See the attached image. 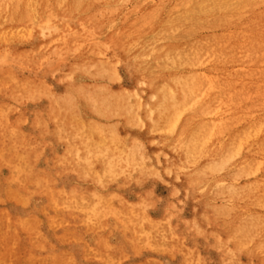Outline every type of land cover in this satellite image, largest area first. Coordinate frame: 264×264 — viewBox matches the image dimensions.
<instances>
[{
    "label": "rangeland",
    "instance_id": "rangeland-1",
    "mask_svg": "<svg viewBox=\"0 0 264 264\" xmlns=\"http://www.w3.org/2000/svg\"><path fill=\"white\" fill-rule=\"evenodd\" d=\"M147 7L131 0L118 17L139 16ZM17 22L0 35V264H264V225L243 224L245 213L263 216L264 210L235 199L225 166L192 183L175 181L165 171L178 160L171 148L193 138L200 121L195 110L176 132L164 134L155 131L149 115L153 104L145 99L80 100L75 117L64 114L59 106L70 88L63 70H39L56 105L45 95L24 91L25 83L35 81L36 70L25 56H33L37 41L34 32L13 34ZM222 24L209 33L230 35L239 43L263 36L264 2ZM197 35L190 32L186 41L193 43ZM118 69L119 81L98 83L110 91L131 89V77L123 66ZM76 81L96 83L83 75ZM217 120L228 121L224 114ZM230 137L228 128L218 129L213 153L226 159ZM121 149H139L144 171L154 174L128 167L109 183L95 184L73 171L75 157L100 169ZM35 150V163L43 178L51 177L53 192L42 185L36 194L7 179V164L27 161V153ZM36 222L39 246H30L29 235L19 228Z\"/></svg>",
    "mask_w": 264,
    "mask_h": 264
},
{
    "label": "bare ground",
    "instance_id": "bare-ground-1",
    "mask_svg": "<svg viewBox=\"0 0 264 264\" xmlns=\"http://www.w3.org/2000/svg\"><path fill=\"white\" fill-rule=\"evenodd\" d=\"M130 1L0 0L1 38L9 34L5 26L17 19L13 34L34 32L37 41L33 56H25L36 70L35 81L25 83L24 91L45 95L56 105L39 70L60 69L70 88L59 106L64 114L75 117V104L82 101L145 99L153 104L149 115L155 131L163 134L176 132L187 113L195 110L200 121H195L193 138L171 148L178 160L165 171L175 181L192 183L206 171L225 166L235 199L264 210V35L239 43L230 35L209 33L228 19L252 12L264 0H134L147 3V9L139 16L119 18L118 12ZM194 31L196 40L187 42L186 36ZM119 66L131 77V89L110 91L98 83L119 81ZM81 75L96 83L78 84L76 77ZM221 114L227 116L226 124L218 122ZM222 127L231 132L226 159L213 153L214 135ZM121 150L100 169L75 157L73 171L95 184L109 183L128 167L146 172L139 149ZM37 152H28L27 161L7 164V179L36 194L42 185L53 192L51 177L43 178L35 163ZM242 180L243 187H237ZM244 218V225H264V215L245 213ZM19 229L29 235L30 246H39V222Z\"/></svg>",
    "mask_w": 264,
    "mask_h": 264
}]
</instances>
